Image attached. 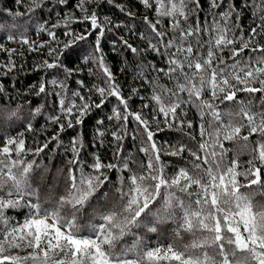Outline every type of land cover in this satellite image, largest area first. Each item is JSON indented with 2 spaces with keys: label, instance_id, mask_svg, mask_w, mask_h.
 Here are the masks:
<instances>
[{
  "label": "snow or ice",
  "instance_id": "obj_1",
  "mask_svg": "<svg viewBox=\"0 0 264 264\" xmlns=\"http://www.w3.org/2000/svg\"><path fill=\"white\" fill-rule=\"evenodd\" d=\"M14 4L0 10L12 20L0 23V77L38 55L39 81L23 92L40 103L0 84V264H264V0H208L203 23L202 0L114 3L115 22L100 0ZM113 31L127 38L112 51L136 65L127 92L102 47ZM87 65L90 85L73 80ZM97 114L91 152L80 132L64 145L62 133ZM130 125L139 158L124 150ZM163 131L181 138L158 143ZM106 143L111 159L98 150ZM61 149L63 186L42 201L34 179Z\"/></svg>",
  "mask_w": 264,
  "mask_h": 264
},
{
  "label": "trees",
  "instance_id": "obj_2",
  "mask_svg": "<svg viewBox=\"0 0 264 264\" xmlns=\"http://www.w3.org/2000/svg\"><path fill=\"white\" fill-rule=\"evenodd\" d=\"M237 2H239V0H237ZM69 3H75V0H69ZM114 3H122L125 4L127 7H130L133 11H136L138 8V0H100V4L102 5L101 7V14L103 15H107L110 16L113 20V22H115L117 19H123V14L120 13L119 9H116L114 7ZM202 4H203V11L199 14V19L201 21V23L204 22L205 17L207 16L209 22L211 21V15L209 14V10H208V0H202ZM90 7H95V5H90ZM14 9L15 8V4H14V0H0V10L2 9ZM140 12H143V9H140ZM47 18V17H45ZM56 16L53 15L51 17L50 22H55L56 20ZM11 17L4 14L2 11H0V23H11ZM20 23H22L23 21H19ZM136 23H140L139 20V16L136 17ZM251 23V17L250 15H245L244 19L242 21V27L244 29H247L249 24ZM73 28H75L77 31H82L84 25L80 24V23H74L71 25ZM130 26H131V22H130ZM60 31V30H58ZM120 35H125L127 38V33L123 32V31H113V32H109L105 35V37L102 39V47H103V51L106 53V57H107V61L109 64H111L113 66L114 71H116L119 80L121 83L125 84V91H128L129 87H135L138 86L139 81L137 80L135 84H133V79H134V75L136 72V65L133 62L132 58H129L127 60V62L125 61V57L123 54H119L117 52H113L112 51V41L113 40H118ZM31 39H36V37L33 35L30 37ZM47 37L44 35H41L40 39H46ZM61 38L62 37V32H61ZM135 39V38H132ZM0 42H3L2 40H0ZM10 47H19V45L17 44H9ZM84 52L85 54H87V52L91 51V48H89L87 45L83 46ZM7 54L0 52V61H3L6 58ZM40 57L36 54H27V56L25 57L26 59V63L24 65V69L23 71H18L15 73V79L13 78V76H9L7 78L4 77H0V84H4L6 86V88L8 89H13V86H15L16 89H20L21 90V97L20 99L22 101H28L31 102V104L33 106H36L40 103V100L38 98H36L33 95H28L25 94L23 92V89L28 88L30 85L32 84H36L39 81V76L40 73H37L35 71L32 70V62L33 60H38ZM150 58V57H149ZM72 61H73V65H78V64H82L83 61L82 59H78L76 56L72 57ZM125 63L127 64L126 67V71L125 73L121 74L119 72V69L121 66L125 65ZM20 64V60L19 58H17V65L19 67ZM91 66V65H87L85 66V71L80 73L78 77H74V79H78V78H82L85 80L86 83H88L90 85L93 77H90L87 73V67ZM75 83H72V87H75ZM13 95H14V91H13ZM6 102V98H0V103H5ZM13 103H15V101H13ZM140 104V101L138 98L134 99V102L132 104L133 109H136ZM110 107V106H109ZM25 112L27 111V104H25ZM108 109H104V112H107ZM189 115L191 116L192 113L190 112ZM98 119V114L97 115H92L89 116L87 118H85V121L83 123V125L78 126L76 128V131L74 132L73 130H66L65 133L61 134V139L64 143V145H68L69 141L71 139V137L73 135L76 134V132H80L82 133L84 139H85V152H91L93 150V148L91 147V141L93 138V134H94V128L96 126V121ZM39 123H43V120H40ZM36 127H39V124L36 125ZM132 127H134V125H130L129 128V136L128 138H126L125 142H124V150L125 153L128 152H132L134 154L135 158H139L138 156H136V147L139 146V141L136 142V146L133 145V140L131 138V129ZM39 139L41 140V142H43L44 133H37L36 134ZM33 134L28 133L26 134V139L29 141V143L31 142ZM181 138V133L178 131H163L161 133L157 134V141L158 143H163L164 141H171V142H176L177 140H179ZM110 140V137L108 138ZM100 154L105 158V159H111L112 157V149L107 145V143L105 144L104 147L99 148L98 149ZM61 154L57 155L54 162H53V167L51 169V172L46 174L45 178L41 181L39 179V174H37V177L34 179V184H38L39 185V189H40V194H41V200L44 201L46 196H53L55 194V192L59 191L60 188H62L63 186V174L57 175L56 174V169L58 167H63L64 166V156L62 155L63 153V149L60 150ZM248 157L247 155H242L240 157L241 161L246 160ZM172 159H176V158H172ZM115 162V161H114ZM53 177H55L56 183L58 184L59 187L55 188L52 192L49 191V185L53 184ZM10 214H15V213H10ZM22 218V217H21ZM129 238V241L127 242L128 244L130 243V240L132 239L131 236L127 237L126 239ZM125 239V240H126ZM146 239H150L152 242H155L156 240V236L153 234H147Z\"/></svg>",
  "mask_w": 264,
  "mask_h": 264
},
{
  "label": "rangeland",
  "instance_id": "obj_3",
  "mask_svg": "<svg viewBox=\"0 0 264 264\" xmlns=\"http://www.w3.org/2000/svg\"><path fill=\"white\" fill-rule=\"evenodd\" d=\"M132 240H133V237H132V239L130 240V243L132 242ZM128 241H129V238L125 240V243H127ZM130 243H129V244H130Z\"/></svg>",
  "mask_w": 264,
  "mask_h": 264
}]
</instances>
